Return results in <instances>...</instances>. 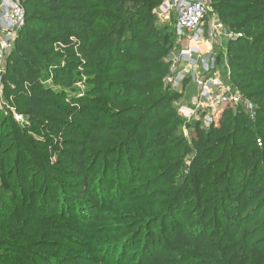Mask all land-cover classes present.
Returning a JSON list of instances; mask_svg holds the SVG:
<instances>
[{"label": "trees", "instance_id": "obj_1", "mask_svg": "<svg viewBox=\"0 0 264 264\" xmlns=\"http://www.w3.org/2000/svg\"><path fill=\"white\" fill-rule=\"evenodd\" d=\"M93 1L22 0L25 21L6 59L4 87L25 114L50 129L61 145L53 162L49 143H31L28 127L21 133L17 127L9 126L7 131L2 128L4 122L0 124L1 245L15 241L21 232L42 229L29 219H38L33 214L56 211L49 192L56 190L59 178L74 181L70 187L76 188L68 190L63 205L59 202L55 207L75 212L86 223L91 218L87 214L94 209L81 211L75 201L87 197L92 202L88 180L99 159L103 164L101 183L112 182L109 178L114 172L121 189L139 181L147 168L162 165L164 170L158 176L141 183V188L147 189L154 184L157 190L151 194H160L155 198L160 200L166 198L158 191L162 178L167 174L175 180L183 157L191 151L184 138L175 136L182 122L174 106L179 97L163 85L167 72L164 58L173 31H160L152 14L162 0ZM211 6L230 29L243 32L244 36L229 45L231 79L263 108L254 122L241 111L227 109L217 127L205 130L194 125V156L188 175L169 198L165 212L141 219L150 231L144 233L138 253L125 250L131 240L141 245L136 235L114 246L120 250L119 260L91 264H264L263 237L257 238L264 233L263 221L252 224L250 219H240L246 214L255 216L264 206V168L255 162L256 157H264V148H258L255 136L264 141V0H211ZM56 48L60 56L55 55ZM45 69L52 72L49 86L40 83ZM109 72L114 76L106 80ZM81 77L86 80L84 93L67 97ZM112 88L116 91L110 94ZM119 98L131 105L116 109L107 118L102 115L106 112L102 103L119 107ZM116 118L119 123L111 132L103 128V122ZM124 130V135L118 134ZM87 146L97 150L88 165ZM113 155L117 157L112 171L108 160ZM10 159L12 163H8ZM26 189L31 194L44 192L42 204L20 201L16 207L17 197L10 199L8 194L19 196ZM195 194L194 204L189 205L187 200ZM185 207L200 210L201 219L193 222L195 236L188 231L187 220L180 219ZM224 208L232 215L228 214L231 219L221 227ZM171 215L177 219H169ZM171 253L180 258L170 260L167 256ZM12 257L18 261L39 259L26 250Z\"/></svg>", "mask_w": 264, "mask_h": 264}, {"label": "rangeland", "instance_id": "obj_2", "mask_svg": "<svg viewBox=\"0 0 264 264\" xmlns=\"http://www.w3.org/2000/svg\"><path fill=\"white\" fill-rule=\"evenodd\" d=\"M99 1L102 0H94L92 3H98ZM127 2L129 3L130 0H127ZM160 5L154 8L152 11L154 19L156 21V25L160 27L159 30L162 32H171L173 30L172 26L174 23V19L170 18L168 21H162L160 18H158L157 11ZM211 7L213 8V6ZM215 11L217 12V10ZM222 23L229 39L227 38L223 42L221 47L213 48L216 57L218 73L223 79H225V81H227L231 91L237 90V92H239V94L242 96L244 102L246 101L252 105V109H250V111H248L247 113L244 111L242 105L239 106V108L229 110L241 111L245 113V115L251 122H254L259 115L260 109L263 107L260 103L253 102L248 99L244 95V93L241 92L233 84L230 74L231 68L229 63V45L232 42L236 41L240 37V35L244 36V34L243 32L234 31L230 29L224 22ZM110 24L114 25L111 22ZM230 37H232L233 40H230ZM173 45L174 39L171 41L170 51H172ZM59 51L60 50L56 48L55 55L58 54V56H60L61 54L59 53ZM6 59L0 65V124L4 122L5 127L2 128L4 130L8 129L7 131H10V128H8L9 126L17 127L21 131V133H23L24 128L28 127L29 132L26 135L31 143H34L32 141L49 143V147L50 149H52L51 151H53L52 155L54 158L52 160L54 162L55 157H57L58 148L61 144H57L55 142L57 139H55V137H52L50 129H47L46 126L40 123L35 124L34 121L25 114L22 106L14 102L12 95H10V93L5 90L4 78L6 75ZM165 59L166 57L164 58V62H166ZM168 73L169 70L167 67L165 76ZM43 74L44 75L43 77H41L40 83L43 86L51 85L52 72L49 69H45L43 71ZM112 76H114L113 72H109V74L105 76V79L109 80ZM80 79L82 80H77L76 84H74L73 86L75 90H69V94H66L67 97H79V95L81 96V94L84 93V90L86 88V80H84V78L82 77ZM166 89L168 91H171L168 88ZM115 91L116 88H112L110 90V94L114 93ZM177 95L179 98L174 102V106L176 108V113L180 117L182 122L178 124L175 136L184 138L187 141L188 147L191 148V151L188 152L185 157H183V167L179 171V174L176 176V178H174L175 180H172L170 175L167 174L162 178L161 185L163 186H161L162 188H158V191H161V194L166 197L165 199L155 200V198L160 195L156 193L152 196L151 193H154L157 190L153 188L154 184L147 186L148 189L150 188V190H148L147 188H141L144 181L158 176V174H160L164 170L162 165H156L154 166L155 168H147V171L143 175L139 176V181H137L132 186H129L127 189H121L120 182H118V186L116 180H114L112 176L114 172H112L111 174L112 178H109L112 179V182H109L110 180H108L106 183H104V181H102L101 183L100 174L102 173L103 168L101 158L97 162L95 173L88 180L89 193L93 195L92 202L87 197H82L75 201V205L77 206L76 208L80 209L81 211L82 209H87V211L94 209L93 213H91L90 215L87 214L91 218L88 219L86 223H83L81 216H79L75 212L71 213L67 208L63 209L55 207L59 202L63 201L62 198L68 190L72 188V190H74V188H76V186L70 187V185H74V181H66L64 178H59L57 180L59 181V183L56 190H52L49 192V201H52V199L54 200L55 204L54 202L52 203L54 204L53 207L54 209H56V211L53 213H45L44 215L33 214V217L38 219L29 220L37 221L35 222V225H40V228H42L40 231H36L33 229V231L30 233H27L26 231L21 233L19 232L20 234H22V236L16 238L15 241H5V244H0V264H91L96 262V260L99 261V263L104 261L105 259L109 260L107 262H110L111 260L116 261L119 260L120 250L119 248L117 250L114 249L116 248L114 246L128 238L131 239L138 235L141 245H137V240L133 241L134 243H136L134 245L131 240V242L128 243L125 248V250L129 251L130 254L133 253L134 255L135 253L136 255V253H138V249H140V246L143 245V240H145L144 233H148V231H150L146 226L144 227L141 219H151L154 215L165 212V206L170 200L169 198L172 197V195H174V193L179 189L182 180L188 175L190 162L194 156L193 148L191 145V138L193 136L192 127L194 125H199L202 129H208L202 124L200 120L201 113L195 112L194 109H185L188 103L187 99L183 98L178 93ZM118 101L119 102L117 104L119 105V107H115V105L108 104L106 102L102 103V108L105 107L106 111H103L102 115L107 118L109 114H114L116 109L120 111V109H122L123 107H129V105H131L130 101L126 100L125 98H119ZM251 116L252 118H250ZM121 117L125 119L124 116H119V118ZM119 118H116L114 120L108 119L107 121L103 122V128H107V131L115 128L114 126H116ZM126 131L127 130H124L123 132L119 131L118 134L124 135ZM4 134L5 133L2 132V135ZM255 136L256 138L258 137V148L263 149L264 141L262 142V140L259 139L261 137H259L258 134H256ZM259 140L261 142V146L258 145ZM87 148V155H90L88 158V165L95 159L94 154H96L97 150H94V148H91L89 146H87ZM116 157L117 155H113L108 160V162L110 161L108 166L109 170L111 169L113 171V169H116V164L114 163ZM11 159L8 163H12ZM255 159V162L258 161L259 166L261 167V169H263L264 157L259 156ZM246 169L247 168H245V170ZM262 171L263 170H260L257 176ZM2 183L3 182H1V184ZM116 186H118L119 189H117ZM30 194L31 193L28 191V189H26V192L19 194V196H14L16 194H8V197L10 199H12V197H17L15 198L16 201L14 204L16 207L21 204L20 201H24L23 204L34 202V206H37L38 203L42 204L44 192L32 193L31 195ZM20 197L22 200H18ZM195 197L196 194L194 196H191V198L187 200L190 201L188 202L189 205L191 203L194 204ZM74 198L76 199V197ZM255 202L256 201H254L251 206L254 205ZM9 203H11V200ZM61 204L63 205V202ZM186 207L180 212V219L187 220L186 223L188 224V231L195 236V229L197 227H195L193 222H195L196 219H201L199 215L200 210H195L193 207L187 209ZM224 212L225 215L223 213L220 217L221 227L224 225L226 219H231L230 215L228 214H231L232 212H229L227 208H224ZM41 217L45 218L42 219ZM169 219L177 218H175L174 215H171ZM240 219H250V222L252 224L260 223L263 221L264 224V206L255 216H248L246 214L241 216ZM157 227L158 226H156V229ZM210 235L211 233L207 234V237L209 236V239L211 238ZM259 237H263L262 240L264 241V233L260 236H257V238ZM22 250L37 254L39 259H36L37 261L32 260V258H25L21 261L13 259L12 255ZM224 253L226 255L228 252ZM167 257L172 261L176 258H180L176 253L168 254ZM131 258H133V256H131Z\"/></svg>", "mask_w": 264, "mask_h": 264}, {"label": "built area", "instance_id": "obj_3", "mask_svg": "<svg viewBox=\"0 0 264 264\" xmlns=\"http://www.w3.org/2000/svg\"><path fill=\"white\" fill-rule=\"evenodd\" d=\"M210 1L162 0L157 11L162 21L174 19V45L165 59L169 73L163 83L187 99L185 109L201 113L200 120L206 128L217 127L227 109L241 105L246 113L252 109L218 73L213 48L221 47L229 37ZM24 21L22 0H0V65L13 49Z\"/></svg>", "mask_w": 264, "mask_h": 264}]
</instances>
